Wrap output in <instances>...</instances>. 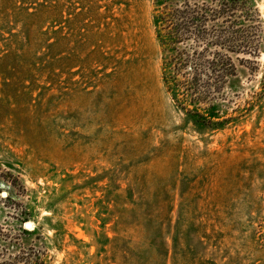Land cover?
Returning a JSON list of instances; mask_svg holds the SVG:
<instances>
[{"label": "rangeland", "instance_id": "1", "mask_svg": "<svg viewBox=\"0 0 264 264\" xmlns=\"http://www.w3.org/2000/svg\"><path fill=\"white\" fill-rule=\"evenodd\" d=\"M251 2L259 55L231 52L209 129L164 81L156 0H0V264H264Z\"/></svg>", "mask_w": 264, "mask_h": 264}, {"label": "trees", "instance_id": "2", "mask_svg": "<svg viewBox=\"0 0 264 264\" xmlns=\"http://www.w3.org/2000/svg\"><path fill=\"white\" fill-rule=\"evenodd\" d=\"M158 38L163 47L164 81L188 119L199 128H222L215 101L228 87L237 91L241 72L231 52L259 55L253 38L261 15L251 0H156ZM253 63L255 61L253 60ZM190 101L194 107L184 102ZM6 198H10V195ZM20 234H36L20 227ZM8 234H4L7 236ZM24 251L23 253H26ZM26 260L44 264V259L19 256L9 264ZM7 264V263H6Z\"/></svg>", "mask_w": 264, "mask_h": 264}, {"label": "water", "instance_id": "3", "mask_svg": "<svg viewBox=\"0 0 264 264\" xmlns=\"http://www.w3.org/2000/svg\"><path fill=\"white\" fill-rule=\"evenodd\" d=\"M26 226H27V227L29 226V222H26Z\"/></svg>", "mask_w": 264, "mask_h": 264}, {"label": "bare ground", "instance_id": "4", "mask_svg": "<svg viewBox=\"0 0 264 264\" xmlns=\"http://www.w3.org/2000/svg\"><path fill=\"white\" fill-rule=\"evenodd\" d=\"M30 225V224H29Z\"/></svg>", "mask_w": 264, "mask_h": 264}]
</instances>
